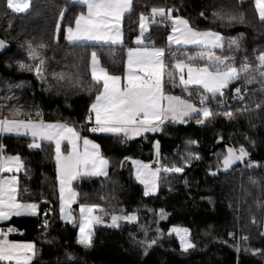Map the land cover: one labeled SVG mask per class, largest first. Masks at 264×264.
Returning <instances> with one entry per match:
<instances>
[{
	"label": "trees",
	"instance_id": "trees-1",
	"mask_svg": "<svg viewBox=\"0 0 264 264\" xmlns=\"http://www.w3.org/2000/svg\"><path fill=\"white\" fill-rule=\"evenodd\" d=\"M154 7L172 9L174 17L187 20L194 30L221 34L224 48L216 50L214 55L234 57L237 68L247 62L255 69L259 54L264 52V22L259 19L253 0H132V10L123 16V41L119 45L68 42L64 29L72 26L86 9L73 0H31L29 10L23 13L11 11L5 0H0V38L10 45L0 56V118L30 117L73 125L80 137L98 144L101 154L109 161L107 178L81 177L74 182L78 195L73 211L76 213L79 204H99L105 210L97 213L103 221H109L112 214L136 213L138 217L135 224L120 221L119 227L96 224L92 246L86 248L77 243V222L66 223L60 218L52 144L41 143V147L34 149L28 147L32 142L28 136L0 134L3 155H19L24 165L18 172V199L38 203L36 216L12 217L5 224L13 229L7 238L34 243L36 255L31 264H69L68 253L75 257L71 264H264L261 235L264 168L260 167L264 164V91L261 90L264 80L258 73H251L255 76L251 83L246 79L232 81L224 89L223 106L219 101L208 105L217 113L234 112V119L221 114L202 125L196 123L199 117L184 123L167 120L159 131L139 137L89 131L93 127L89 108L98 94L97 86L87 90L92 83V53L97 54L108 72L122 74L126 52L134 46L140 15L151 17ZM231 16L236 19L230 20ZM149 30L146 43L164 48L168 28L154 24ZM232 38L238 39V50L228 48L227 41ZM29 41L34 47L47 46L38 49L39 58L35 61L28 55ZM170 49L178 52L181 59L185 54H197L196 49ZM40 58L45 60L41 78L35 71H22L19 67L20 62L34 66ZM171 60L168 54L166 63ZM197 63L202 65L207 60ZM76 73L82 78L79 85L75 83ZM59 74H65V80H59ZM176 81L173 85L165 76L164 90L189 99L188 92L179 85L178 76ZM236 87L244 89L243 99L235 96ZM190 88L191 101L199 107L203 89ZM258 103L262 105L259 109ZM245 107L247 110L241 111ZM13 109L22 110L23 115L13 116ZM223 141L237 148L243 145L249 156L245 164L231 172L212 175L224 156ZM157 142L158 166L162 169L175 164L184 167V171L161 170L156 193L145 196L130 160L151 161ZM189 152L200 159L193 156L185 166L182 157L188 158ZM124 160L127 162L122 165ZM251 162L259 166L247 168L246 164ZM254 180L259 185L253 184ZM45 219L50 225L46 230L42 227ZM142 226L148 231V239L157 241L147 253L138 243L145 239ZM173 227L189 229V239L195 247L182 251L177 235L169 233ZM230 232L239 239L229 236ZM243 237L249 239L244 241ZM256 249L260 251L254 252Z\"/></svg>",
	"mask_w": 264,
	"mask_h": 264
},
{
	"label": "snow or ice",
	"instance_id": "snow-or-ice-1",
	"mask_svg": "<svg viewBox=\"0 0 264 264\" xmlns=\"http://www.w3.org/2000/svg\"><path fill=\"white\" fill-rule=\"evenodd\" d=\"M74 4L86 6L87 13H80L75 19V28L69 26L64 29L66 39L73 44L83 41L103 42L116 44L122 42L121 20L125 13L132 10V0H73ZM259 19L264 22V0H255ZM7 7L15 13L26 12L30 8V0H7ZM65 12L61 11L63 18ZM203 15V14H202ZM159 17L161 20H170L172 25V34L168 36L169 48H157L155 46H144L141 48L128 49V60L125 67L124 75H110L107 69L100 66L97 54L92 53L91 60V80L87 90L91 91L93 86H97L98 94L95 102L90 106L89 112L95 113V125L89 129L93 133H111L114 135L123 134L140 135L142 132H156L160 130L165 121L171 119L173 122L184 123L187 119L199 117L196 120L198 125L207 123L216 115H223L231 120L235 118L232 111L223 113L215 112L208 105L212 101H219L223 106L225 96L224 89L232 81L246 79L251 83L255 76L251 75L253 71L259 74L264 80V52L258 56V64L255 69L249 63L242 64L239 68L235 66L234 57L216 56L211 53L212 48L223 49L224 38L219 34L211 31L199 32L190 27L189 22L181 17H174L172 9L152 8L151 18ZM235 20V16L229 17ZM242 20L243 17L241 16ZM149 17L144 14L140 15V35L136 38L138 45L143 44L145 34L150 27ZM60 22H57V30H60ZM195 45L207 51V57L204 51L196 55H187L185 58H179L178 52H173L170 45ZM5 46V42L0 40V48ZM229 49L240 48L237 38L227 41ZM47 46L40 44L34 47L31 41L28 42V55L34 61L39 58L38 49H44ZM168 54L172 60L166 63ZM207 60L203 65L197 61ZM19 67L22 71H35L38 78L42 77L45 71V60L40 58L39 63L27 65L20 62ZM186 73V75H185ZM54 77L56 74H53ZM176 85V77H179V85L188 92L189 99H183L180 96L165 94L164 77ZM59 80H65V74H59ZM76 84L82 83L79 73H76ZM102 85V87H99ZM195 85L203 89L204 94L199 97V107L191 101L192 90L190 86ZM81 90H84L81 88ZM264 91V85H262ZM235 96H240L244 91L241 87L233 89ZM261 104H256V108H261ZM247 108L241 111H246ZM13 116L23 115L22 110L13 109ZM39 116V113H37ZM90 119V117H89ZM23 134L30 135L34 143L29 144V148H39L40 143L35 141H53L55 143L56 154V171L57 180L60 184L61 200V219L69 222L73 221L71 212H67L71 203L76 199L77 193L71 189V181L75 179L84 170L85 175L107 178V166L109 161L103 157L100 152V146L90 141L87 137L83 138L84 151L80 152L77 141L81 138L80 133L73 127L61 123H45L43 121H33L30 117L26 119H8L0 118V134ZM222 139V137L220 138ZM67 140L71 150L65 156L61 152V142ZM196 143V141H191ZM159 154V142L154 144ZM4 146L0 144V173H12L14 170L19 172L24 165L19 155L4 156ZM227 154L223 157L222 166L224 171H228L237 162L243 163L249 156V152L241 145L239 149L227 147ZM200 159L199 155L189 152L188 158L182 157L184 165L190 163V158ZM127 159V158H126ZM134 165H140L136 170V178L144 185V195L148 196L157 189L158 175L161 172L166 173H183L184 167L173 164L171 167L163 166L151 169L139 161H133ZM157 164H160L159 158ZM256 162L246 164L247 168L258 167ZM212 175L217 173L213 172ZM17 177L15 175L7 176L0 179V220H5L11 215H21V213H30L36 215L38 205L36 203H21L17 196ZM254 184L255 181H252ZM104 208L99 204H81L80 205V222L77 243L84 247H91L93 243V227L103 222V217L97 213L104 212ZM163 218V209L160 210ZM120 221L130 224L138 222L136 213L112 214L111 225L120 226ZM253 220V224H255ZM47 219L44 220L42 227L46 230L49 227ZM144 231L145 239L138 241L144 246L145 253L157 241L148 239V231ZM13 231V229H9ZM175 232L180 240L182 251H188L195 247V244L189 239V229L172 228L169 233ZM264 236V233H261ZM4 238L0 239V264H31L36 255L35 245L29 243H18L7 239V233H3ZM229 236L234 237L230 232ZM247 241L249 237H243ZM239 250V249H237ZM260 251L259 249L253 250ZM66 260L69 264L75 260V257L68 253Z\"/></svg>",
	"mask_w": 264,
	"mask_h": 264
},
{
	"label": "crops",
	"instance_id": "crops-1",
	"mask_svg": "<svg viewBox=\"0 0 264 264\" xmlns=\"http://www.w3.org/2000/svg\"><path fill=\"white\" fill-rule=\"evenodd\" d=\"M254 1V6H255V8H256V4H255V0H253ZM86 7V6H85ZM256 12H257V8H256ZM83 13H87V8L85 9V12H83ZM151 14V13H150ZM257 14H258V12H257ZM80 15V14H79ZM258 17H259V15H258ZM122 20H123V18H122ZM122 20H121V32H122ZM166 21H170V20H161L159 17H156L155 18V21L153 22L152 21V18L151 17H149V23H151L152 25H154V24H158V25H162L163 27H164V25H165V23H166ZM71 27H73V28H75V22H74V24L71 26ZM68 28V27H67ZM150 31V30H149ZM149 31H148V33H149ZM197 31V30H196ZM199 32H205V31H199ZM211 32H213V31H211ZM148 33H146L145 34V37H146V35H148ZM215 33H217V32H215ZM170 34H172V30L171 31H169L167 34H166V37H165V43H164V48H166V47H169V41H168V36L170 35ZM140 35V27H138V32H137V34H136V36H135V38H134V40H133V42H134V46H132V47H130V48H133V49H136V48H141V47H144V46H154V45H151V44H147L146 43V41H145V37H144V39H143V44H140V45H138L135 41H136V38H137V36H139ZM221 35V34H220ZM222 36V35H221ZM64 37H65V39H66V33L64 32ZM67 40V39H66ZM68 41V40H67ZM122 41H123V33H122ZM69 42V41H68ZM80 43H87V44H105V43H103V42H100V43H97V42H94V41H83V42H80ZM122 42H117L116 44H111L110 42L108 43V44H110V45H119V44H121ZM156 47V46H155ZM170 47H175V48H185V49H196L197 50V53H200L201 51H204L202 48H200V47H197V46H195V45H179V46H177V45H175V44H171L170 45ZM129 48V49H130ZM158 48V47H157ZM216 50H218V48H212L210 51H211V53L212 54H214L215 53V51ZM209 53L207 52V51H204V55L205 56H207ZM97 59L99 60V62H100V59L98 58V56H97ZM91 60H92V56H91V58H90V72H91ZM127 60H128V50H127V52H126V58H125V66H124V72H125V67H126V64H127ZM203 65V64H202ZM100 66L101 67H103L102 66V64H101V62H100ZM103 68H105V67H103ZM106 69V68H105ZM108 71V70H107ZM124 72L122 73V74H112V73H110V72H108L110 75H117V76H123L124 75ZM185 75H186V73H185ZM179 78V77H178ZM195 85H192V86H190V87H194ZM101 87H102V85H101ZM197 87H199V86H197ZM201 88V87H200ZM165 91V90H164ZM165 94H170V95H176V96H179V95H177V94H175V93H172V92H168V91H165ZM181 97V96H180ZM96 98V97H95ZM95 98H94V100L92 101V103L93 102H95ZM181 98H183V97H181ZM183 99H186V98H183ZM91 103V104H92ZM194 103V102H193ZM91 104H90V106H91ZM197 106V105H196ZM198 107V106H197ZM90 109V108H89ZM91 114V122L93 123V126L95 125V113L93 112V113H90ZM193 118H195V117H193ZM9 119V118H8ZM192 119V118H191ZM33 121H43V122H45V123H61V124H67V123H65V122H52V121H44V120H41V119H32ZM169 120H171V119H169ZM69 127H73L75 130H76V128L73 126V125H71V124H67ZM77 131V130H76ZM146 133H152L151 131H148V132H142L140 135H130V137H139V136H141V135H143V134H146ZM7 134V133H6ZM103 134H111V133H103ZM7 135H17V134H7ZM20 136H28V137H30L31 139H32V142L30 143V144H32V143H34V141H33V138L30 136V135H23V134H20ZM83 138L84 137H81L78 141H77V144H78V147H79V151L80 152H83L84 151V144H83ZM90 140V139H89ZM90 141H92V140H90ZM35 142H37V143H40V145H41V143H50V144H52V146H53V149H54V159H55V154H56V148H55V143L53 142V141H43V140H39V141H35ZM92 142H94V141H92ZM95 143V142H94ZM96 144V143H95ZM34 149H36V148H34ZM71 150V148H70V146L68 145V143H67V140H64V141H62L61 142V152H62V154L63 155H67L68 153H69V151ZM4 156H15V155H4ZM133 161H139V162H141L142 164H144V165H148L149 166V164H151V161H149V162H144V161H141V160H138V159H131L130 160V162H131V164H132V167H133V172H134V176H135V178H136V170H137V168L140 166V165H134L133 164ZM127 162V160H124L123 162H122V165H124L125 163ZM55 163H56V160H55ZM150 167V166H149ZM56 168H57V166H56ZM151 168V167H150ZM154 170V169H153ZM108 171H109V164H108V166H107V174H108ZM57 172V171H56ZM11 175H15L16 177H17V181H18V172H16L15 170L12 172V173H7V172H5V173H0V179H3V178H5V177H7V176H11ZM81 177H94V176H89V175H85L84 174V170H81V172H80V174L75 178V179H73L72 181H71V189L74 191V192H76L77 193V191L74 189V187H73V184H74V182L77 180V179H79V178H81ZM101 177H103V176H101ZM158 177H159V175H158ZM136 180H137V178H136ZM139 183H140V181L139 180H137ZM142 186H143V192H144V185L142 184V183H140ZM157 187H158V183H157ZM58 190H59V194H60V184H59V181H58ZM262 190H263V200H262V232L264 233V182L262 183ZM156 191H157V189H156ZM17 192H18V183H17ZM149 195H153L152 193H150ZM17 199H18V196H17ZM18 201L19 202H21V203H36L37 205H38V203L37 202H34V201H20L19 199H18ZM76 202H77V197H76V199L71 203V205L68 207V208H66V211L67 212H71V214H72V216H73V221L72 222H74V221H76L77 222V226H78V230H77V237H78V233H79V222H80V205L81 204H79L78 206H77V209H76V213L73 211V205H75L76 204ZM60 207H61V200H60ZM37 213H38V209H37ZM37 213H36V215H37ZM36 215H32V214H30V213H21V215H19V216H17V215H11V216H9L7 219H5V220H0V239H2V238H4V236H3V233H7V235H8V233H10L11 231H9V229H11L10 227H6L5 226V224L12 218V217H29V216H36ZM60 218H61V211H60ZM63 222H66V223H72V222H69L68 220H66V219H61ZM99 224H103V225H106V226H110L111 225V218L109 219V221L108 222H102V223H99ZM110 227H114V226H110ZM8 240H10V241H14V242H18V243H29V242H31V241H27V240H12V239H9V238H7ZM31 243H33V242H31ZM34 244V243H33ZM34 259V258H33Z\"/></svg>",
	"mask_w": 264,
	"mask_h": 264
},
{
	"label": "water",
	"instance_id": "water-1",
	"mask_svg": "<svg viewBox=\"0 0 264 264\" xmlns=\"http://www.w3.org/2000/svg\"><path fill=\"white\" fill-rule=\"evenodd\" d=\"M0 40H3V39H1L0 38ZM4 41V40H3ZM5 42V46L3 47V48H0V56L2 55V54H4L8 49H9V44L6 42V41H4ZM221 145L224 147V156L227 154V151H226V149H227V147H233V148H236V149H239V148H237V147H234L230 142H227V141H223V142H221ZM214 148L215 147H213V149L212 150H214ZM223 156V157H224ZM223 157L221 158V160H220V164H219V167L217 168V169H215L214 170V172L215 173H222V174H227V173H229V172H231L233 169H235L236 167H238V166H241V165H243V164H245L246 162H247V157L245 158V161L243 162V163H241V162H237L235 165H233V167L231 168V169H229L228 171H224L223 170V166H222V160H223Z\"/></svg>",
	"mask_w": 264,
	"mask_h": 264
},
{
	"label": "rangeland",
	"instance_id": "rangeland-1",
	"mask_svg": "<svg viewBox=\"0 0 264 264\" xmlns=\"http://www.w3.org/2000/svg\"><path fill=\"white\" fill-rule=\"evenodd\" d=\"M31 1V0H30ZM5 4H6V7H7V0H5ZM11 10V9H10ZM12 11V10H11ZM23 13V12H22ZM229 86V85H228ZM156 144V143H155ZM159 158V154H158V156H157V149L156 148H154V156H153V159L151 160V164H149V166L151 167V169H156L157 167H158V164H157V159ZM260 167H263L264 168V164H260ZM255 181V183L257 184V185H259V181H256V180H254ZM156 193V191L154 192V193H152V194H155ZM104 222H106V221H104ZM108 222V221H107ZM173 228H179V227H173ZM175 233V232H174ZM176 234V233H175ZM179 240V239H178ZM179 242H180V240H179Z\"/></svg>",
	"mask_w": 264,
	"mask_h": 264
},
{
	"label": "built area",
	"instance_id": "built-area-1",
	"mask_svg": "<svg viewBox=\"0 0 264 264\" xmlns=\"http://www.w3.org/2000/svg\"><path fill=\"white\" fill-rule=\"evenodd\" d=\"M165 26L168 28L169 31L172 30L171 21H166ZM232 237H233V236H232ZM233 238H235V239L238 240V239H239V236L234 234V237H233Z\"/></svg>",
	"mask_w": 264,
	"mask_h": 264
}]
</instances>
